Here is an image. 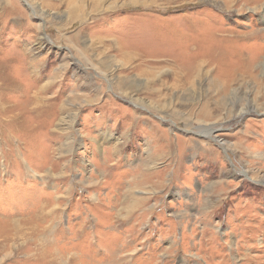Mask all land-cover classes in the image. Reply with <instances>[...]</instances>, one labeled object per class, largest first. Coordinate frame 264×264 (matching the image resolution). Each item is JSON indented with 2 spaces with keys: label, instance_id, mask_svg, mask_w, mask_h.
I'll return each mask as SVG.
<instances>
[{
  "label": "rangeland",
  "instance_id": "obj_1",
  "mask_svg": "<svg viewBox=\"0 0 264 264\" xmlns=\"http://www.w3.org/2000/svg\"><path fill=\"white\" fill-rule=\"evenodd\" d=\"M263 14L0 0V264H264Z\"/></svg>",
  "mask_w": 264,
  "mask_h": 264
},
{
  "label": "bare ground",
  "instance_id": "obj_2",
  "mask_svg": "<svg viewBox=\"0 0 264 264\" xmlns=\"http://www.w3.org/2000/svg\"><path fill=\"white\" fill-rule=\"evenodd\" d=\"M261 20H263L264 21V14L262 15V17H261ZM254 63H249L248 65H247V68H249V71L251 70V68L253 69L254 68ZM251 66V67H250ZM262 66L264 67V61L262 62ZM246 68V69H247ZM228 85V83H225L224 85L222 84L221 86H222V88H221V90H220V88L218 87V86H216V88L218 87V92L220 93V95H227V90H226V88H228V87H226ZM222 93V94H221ZM222 95V96H223ZM260 98H262L263 100H264V93H262L261 94V97ZM260 107H261V109L262 110H264V104H261L260 105ZM217 128V127H216ZM203 130H205V131H207V133L209 134L210 133V131L212 130L210 127H207V128H203ZM206 134V133H205Z\"/></svg>",
  "mask_w": 264,
  "mask_h": 264
}]
</instances>
